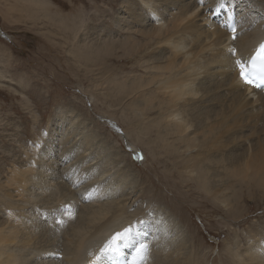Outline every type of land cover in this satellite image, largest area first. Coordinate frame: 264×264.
I'll return each instance as SVG.
<instances>
[{"label": "bare ground", "instance_id": "1", "mask_svg": "<svg viewBox=\"0 0 264 264\" xmlns=\"http://www.w3.org/2000/svg\"><path fill=\"white\" fill-rule=\"evenodd\" d=\"M119 3L104 41L80 38L83 8L72 19L60 17L81 62L106 59V71H113L110 56L126 57L137 67L120 82L131 101L126 106L86 88L91 101L124 125L126 138L147 148L144 167L156 164L178 180L172 186L192 185L223 207L230 222L244 221L246 200L264 207V91L245 82L235 57L246 60L264 40V0ZM47 4L14 0L10 12L57 25L48 19ZM43 11L48 17L37 16ZM69 114L58 123V161L49 147L34 145L25 150L28 163L8 166L9 175L0 176V264H112L118 253L128 254L132 264H213L209 243L193 242L194 231L189 234L170 209L139 212L132 199L137 195L128 191L137 177L134 163L115 143L108 147L107 136L98 138L94 120L92 128L82 113L70 108ZM72 185L86 187L85 195L77 197L81 192ZM250 230L244 242L238 234L222 242L220 264H264V220ZM141 245L146 247L138 252Z\"/></svg>", "mask_w": 264, "mask_h": 264}, {"label": "rangeland", "instance_id": "2", "mask_svg": "<svg viewBox=\"0 0 264 264\" xmlns=\"http://www.w3.org/2000/svg\"><path fill=\"white\" fill-rule=\"evenodd\" d=\"M46 1L51 17L48 19L57 22V25H53L46 17L47 24L33 23L28 18L17 17L19 11H15L16 17H13L10 8H14L12 5L14 0H0L1 179L9 175L8 169L11 165H25L29 162L26 151L34 145L39 149L49 147L51 158L59 160L58 156L61 152L59 138L62 126L58 123L64 120L62 117L64 112L65 115L69 114L70 108L82 113L86 119L85 123L92 124L94 120L101 127L98 138L106 139L107 136L110 143L108 147L115 143L116 150L119 148L121 152L124 151L128 163H133L129 158V151L136 146L143 148L148 154L147 148L126 138L123 134L124 125L99 110L95 101H91L92 97L86 88L92 89L98 96H106L107 101L108 96L112 102L120 101L126 106L131 101H127L128 93L122 91L120 82L123 81L126 73L137 69V67L132 68L134 59L123 57L116 61L114 56H110L108 61L113 67L116 66L113 68L116 74L112 70L106 71V59L100 60L99 65H86L73 52L74 48L70 43L72 34L61 28L59 22L60 17L72 19L81 7L85 12L82 14L84 13L86 25L80 33V38L90 42L94 38L95 42L104 41L106 32L112 30L111 26L114 28L115 14L117 15L120 10L119 2L122 0ZM27 5L29 6V3ZM27 10L30 8L28 7ZM44 15L48 17L44 11L37 16L41 18ZM106 19H110V22L106 23ZM42 20L45 19L39 21ZM90 71L94 72L89 73V78L86 72ZM116 77L119 79L117 80ZM81 86L85 87L84 90ZM100 103L101 100H97V105ZM72 118L74 116L71 115L70 119ZM131 120L136 123V119L131 117ZM91 126L94 127L93 124ZM50 156L47 158L48 161ZM32 157L34 156L30 158ZM117 157L124 161L121 155L118 154ZM163 159L164 163L168 164L166 162L168 158ZM134 165V173L137 177L133 178L137 180L132 182L133 186L128 187V191L133 190L138 196H133L132 199L135 206L140 209L139 212L144 209L146 215L153 207L170 209L180 218L186 227L184 229L188 228L186 231L189 234L194 231L191 235L193 242L209 243L211 259L217 258L212 261L213 264H220L218 258L225 255L222 242L226 240L233 242L237 234L244 242L245 233L253 231L254 229L250 230V228L255 224L260 225L264 220L263 202L256 204L252 200H246L250 213L245 222H237L236 225L230 222L229 218H225L229 215L223 207L217 209L209 199L202 197L203 192H200V196L192 185L188 189L172 186L177 179L174 176L170 177L169 173H164L160 167H154L156 164L152 162L145 167L143 164ZM72 187L81 192L77 197L82 198L85 195L86 187L80 188L77 185ZM175 207L181 210L178 209L177 212ZM1 210L0 207V212Z\"/></svg>", "mask_w": 264, "mask_h": 264}, {"label": "snow or ice", "instance_id": "3", "mask_svg": "<svg viewBox=\"0 0 264 264\" xmlns=\"http://www.w3.org/2000/svg\"><path fill=\"white\" fill-rule=\"evenodd\" d=\"M233 31H235V30H233ZM233 39H235V37H233ZM260 49H261V52L264 53V44H261V45H260ZM254 62H255V61H253V63H254ZM238 63H239V61H238ZM241 77L245 80L246 83H249V84H252V83H253V80L250 79V78L245 74V72L243 71V66H241ZM261 83H264V80H262ZM255 86H256V87H260L261 84H256ZM117 235L119 236L120 234L118 233ZM145 247H146V246L141 245L140 248L137 249V251H138V252H139V251H142Z\"/></svg>", "mask_w": 264, "mask_h": 264}]
</instances>
